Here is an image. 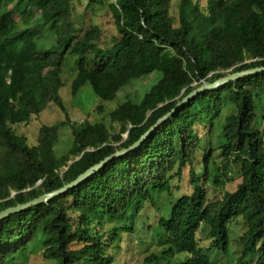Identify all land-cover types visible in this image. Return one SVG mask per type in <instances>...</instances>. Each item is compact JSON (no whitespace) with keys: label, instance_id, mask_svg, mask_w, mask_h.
Segmentation results:
<instances>
[{"label":"trees","instance_id":"obj_1","mask_svg":"<svg viewBox=\"0 0 264 264\" xmlns=\"http://www.w3.org/2000/svg\"><path fill=\"white\" fill-rule=\"evenodd\" d=\"M108 1L87 3L91 13L105 7L111 13L117 36L105 46L99 45L102 30L96 24L74 25L72 0H0V212L55 191L132 146L195 90L190 87L194 80L213 83L227 75L221 72L264 67V0H209L205 12L191 0H179L177 26L171 0ZM12 2L25 3L19 18L9 7ZM148 53L161 62L174 58L184 79L162 78L140 102L119 104L110 113L120 125L117 136L102 123L70 120L59 95L67 57L77 58L72 95L89 85L107 102L141 78ZM259 89H264V74L195 96L138 149L48 203L0 220V264L34 244L42 245L45 259L59 264H113L106 249L118 233H134L133 226H125L132 212L138 218L142 212L147 219L153 215L162 242L161 254L147 256L143 264H157L161 257L165 264H211L210 252L227 253L229 225L237 218L246 226L238 264H264V134L255 126ZM51 103L65 121L42 126L37 144L28 146L14 127L27 124ZM225 106L230 111L224 115L218 156L227 162L234 157L241 183L213 202L207 198V182L219 186L226 175L211 176L214 153L203 145L198 127L211 129ZM65 126L72 132V149L58 158L54 145ZM124 134L125 141L115 146ZM184 176L187 193L173 186ZM174 188L179 197L166 217L158 215L157 195H172ZM102 222L120 227L91 233L90 226ZM154 227L147 228L152 232ZM198 235L211 241L208 250L200 248Z\"/></svg>","mask_w":264,"mask_h":264},{"label":"rangeland","instance_id":"obj_2","mask_svg":"<svg viewBox=\"0 0 264 264\" xmlns=\"http://www.w3.org/2000/svg\"><path fill=\"white\" fill-rule=\"evenodd\" d=\"M192 4L198 5L201 12H205L207 3L209 0H191ZM109 3H115V0H109ZM88 0H72V20L75 26L84 24H96L101 30L102 35L99 45H111L113 39L116 38L117 32L114 27L113 18L108 8L96 9L94 13L87 10ZM10 8H14V14L16 18H19L20 14L24 10L25 3L15 6L12 2L9 4ZM170 15L174 24L177 26L179 21V0H171ZM49 40V38H48ZM169 51V49H166ZM251 60H246L245 63ZM77 58L74 56L67 57L62 65V87L59 90V95L63 101L64 107L70 120L76 124L82 122H89L91 124L102 123L108 129V132L112 136H117L120 132V125L113 122L110 118V113L118 107L119 104L129 100L134 103L140 102L142 97L149 92L151 87L155 85L162 78H172L176 80H183L181 65L174 58L168 61L161 62L150 53L147 55V63L142 69V76L137 80L129 82L124 86L116 95L112 101H103L99 99L92 91L89 85H85L80 92L75 96L71 93V83L77 72ZM221 74H231L230 71L221 72ZM211 76V75H210ZM209 76V77H210ZM208 77V78H209ZM208 79L196 81L194 80L190 86L192 89H197L204 83H209ZM214 82V81H212ZM255 94L259 97L256 103L257 121L255 126L260 129L264 134V89L256 90ZM100 108V110L98 109ZM230 111L228 106L223 108L221 116L215 120L213 127L200 129L199 134L203 137V145L213 150L214 156L212 159L213 166L210 169L211 176L225 173L226 177H223L224 183L219 186H214L211 180L207 182L206 193L207 198L210 201H221L225 194L234 193L241 183V175L239 165L233 162L234 157L230 161H225L222 157L218 156L219 153V136L221 135V128L224 124V115L226 111ZM65 121V115L61 110L53 103L49 104L46 109L37 116H32L27 124L16 125L14 131L17 135L24 136L27 139V144L33 147L37 144L39 130L42 126H52ZM122 140L119 143H115V146H119L123 143L127 137L126 134L122 135ZM73 137L69 126L60 128L58 141L54 145V153L56 157L67 155L72 149ZM123 155L122 157H124ZM201 154L197 155L196 165L200 164ZM74 160L73 156L69 157V164ZM65 169H61L64 171ZM173 186L179 187L181 193H187L189 189L188 178L184 176L181 182L177 180L173 181ZM174 193L159 194L157 195L158 201L156 203V209L158 215L166 217L179 197L174 188ZM14 195V194H12ZM148 213H150L148 211ZM150 218H146L145 212L140 213L138 218L137 212H132L131 220L127 222V227H132L134 233H118V238L113 239L106 249V255L112 256L114 259L113 264H143L144 259L151 254H161L162 242L159 240L158 232L154 227V216L150 214ZM138 221L136 222V220ZM136 222V223H135ZM133 223V225H129ZM103 226L94 223L90 226L91 233L97 232L108 234L117 229L120 225L107 224L102 222ZM135 224V225H134ZM94 225V226H93ZM154 227L152 232L148 230V226ZM229 249L226 254L209 253V259L211 264H238L237 259L241 256V242L240 239L246 233V226L241 218L235 219L231 225H229ZM201 235V234H200ZM198 235L199 245L202 250H208L211 245V241ZM203 251V252H204ZM44 248L41 244H34L28 246L24 251L16 254L7 264H59L54 260H47L43 256ZM207 252H204V254ZM207 255V254H206ZM183 258V255H179ZM160 258V256H159ZM179 258V259H180ZM154 264V263H153ZM157 264H165L164 259L161 257Z\"/></svg>","mask_w":264,"mask_h":264},{"label":"water","instance_id":"obj_3","mask_svg":"<svg viewBox=\"0 0 264 264\" xmlns=\"http://www.w3.org/2000/svg\"><path fill=\"white\" fill-rule=\"evenodd\" d=\"M261 74H264V67H257V68H253V69L234 72V73H231L229 75H226L223 78L216 80L213 83H204L202 86L198 87L193 92H191L187 97H185L171 112H169L164 117L159 119L157 121V123L155 125H153L144 135H142L141 138L136 143H134L132 146H130L129 148L124 149L122 151H119V152L111 155L110 157L105 158L100 163L92 166L91 168L86 170L84 173L79 175L74 181L66 184L65 186H63V187H61L55 191L46 193V194L28 202V203L17 205L15 207H11V208H8V209L1 211L0 212V220L4 219L5 217H7L9 215H12L15 213H20L27 208L37 206L40 204H44V203H48V201H50L51 199L65 193L70 188H73V187L80 185L84 180H86L87 178H89L90 176L94 175L96 172L101 170L103 167H105L106 164L108 162H110L111 160H113L115 158H121L123 155L138 149L141 146V144L148 138V136L152 132L157 130L163 122L169 120V118L172 116V114L174 112H176L180 106H182L186 103H189L190 100H192L195 96H197L199 94H204L206 92H213V91H216V90L222 88L225 85L234 83L240 79H243L246 77H251V76H258Z\"/></svg>","mask_w":264,"mask_h":264}]
</instances>
